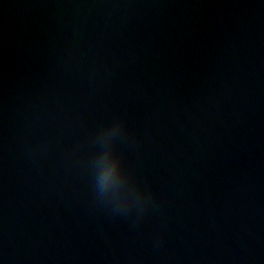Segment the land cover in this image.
<instances>
[{
	"label": "water",
	"instance_id": "1",
	"mask_svg": "<svg viewBox=\"0 0 264 264\" xmlns=\"http://www.w3.org/2000/svg\"><path fill=\"white\" fill-rule=\"evenodd\" d=\"M0 264H264V0H0Z\"/></svg>",
	"mask_w": 264,
	"mask_h": 264
},
{
	"label": "clouds",
	"instance_id": "2",
	"mask_svg": "<svg viewBox=\"0 0 264 264\" xmlns=\"http://www.w3.org/2000/svg\"><path fill=\"white\" fill-rule=\"evenodd\" d=\"M121 129L120 124H116L113 127L109 129L104 130H110V136L114 137L116 136ZM102 130L101 133L104 131ZM99 136L97 137V139ZM113 151L111 148L109 149V152ZM118 170L119 172H123V174L130 179L126 173L122 170L120 158L118 155H115L114 158H109L108 153H106L104 162L100 171V174L98 178L96 179V190L98 192V195L103 197V193L107 190L109 186H111L117 179L118 176ZM127 205L122 203H117L118 208H125Z\"/></svg>",
	"mask_w": 264,
	"mask_h": 264
}]
</instances>
